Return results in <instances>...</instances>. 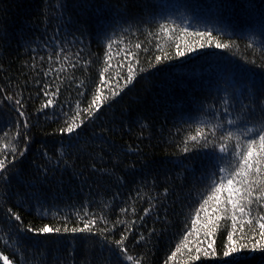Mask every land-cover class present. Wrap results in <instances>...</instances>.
<instances>
[{"label": "snow or ice", "instance_id": "6c2138e0", "mask_svg": "<svg viewBox=\"0 0 264 264\" xmlns=\"http://www.w3.org/2000/svg\"><path fill=\"white\" fill-rule=\"evenodd\" d=\"M190 7L194 15L186 16L181 9ZM209 7L216 10V17L201 16L197 12L200 6H190L184 0H175L173 3H161L158 14L149 11L137 18L136 31H141V25H154L158 34L176 35V30H179V33L194 38L192 42L182 38L177 41L174 55L166 52L155 56L153 68L164 72L167 69L163 65L173 59L191 57L193 53L206 49L231 50L238 43L233 40L222 42L219 38L220 35L230 34L224 26H218L224 4L213 0ZM62 8L63 5L58 4L55 9V19L61 21L59 25L53 26L49 17L45 16L46 25L52 27V33L46 40L35 48L32 47V41H25L30 57L26 67L34 73L30 79L39 88L38 94L42 93L46 98L38 111L53 109V115H56L58 110L57 119H63V125L58 129L62 137L58 150L52 155L45 150L42 153L43 162H36L31 173L25 174L21 168L31 143L28 131L33 127L25 108V96L22 90L10 91L8 87L0 86V123L8 128L3 137L7 138L8 132L15 130L11 138L14 143L10 146L0 145V190H3L5 197L9 193L21 197V206L31 203L41 218L51 217L59 220L60 224H43L38 228L24 226L21 215L12 207H7L5 217L9 223H15V229L0 236L3 245L12 246L14 252H19L21 236L30 233L37 238L33 247L40 250L42 257V249L46 244L59 243L55 237L72 236L85 241L100 237L97 243L101 255L97 264H115L103 256L105 249L115 255L117 261H133L125 242L134 231L136 220L129 224L117 219L109 228L106 217L89 211V205L94 189L104 181L122 186L136 183V176L139 175L137 198H140L144 188L155 189L158 184L162 187V192L147 198L148 206L139 216L141 224L149 215L154 217V222L167 224L168 202L180 199L179 194L185 188L197 183L207 184V190L200 194V200L197 201L198 208L191 222L192 230L186 232L181 245L169 259L175 260L176 253L183 247L187 255L184 264L199 261L201 256L211 258L212 264H264V57L259 61L245 59L240 66L222 61L210 62L207 71L211 79L197 81V85L207 92V97L191 98L196 115L185 113V102L168 110L174 125H180L176 128L177 135L184 133L177 158L173 162L174 168L182 170L183 174L174 172L169 176L165 173L164 181L161 182L159 172L140 159L142 150L139 144L133 147L115 142V137L131 136L137 128L136 139L141 142L146 139L144 131L149 126L133 116L131 111H122L118 117L102 119L100 93L94 94L85 108H80L77 102L79 111L72 112L71 105H67L68 110H65V104L59 99L62 94L60 84L68 81L71 88L79 79L76 73L87 71L94 61L85 41L63 26ZM176 12L179 15H175ZM248 14L250 25L241 36L247 40L246 47L253 51L259 47L264 53V9L256 11L249 8ZM131 27L129 25L126 28L122 24L105 26L101 31L105 46L111 49L117 39L122 42ZM135 47L140 48L141 45L137 43ZM125 58L128 59L126 78L123 81L116 80L119 90L108 88L113 98L120 96L135 79L131 66L133 62L138 63L135 54L127 52ZM53 65L60 67L54 68ZM255 68L260 69L258 77ZM107 70L104 69L105 72ZM61 75L64 80L53 87L52 79L59 80ZM101 83L106 85L108 81L102 77ZM16 87L21 88L20 85ZM75 88L78 96L85 95L84 81L75 84ZM151 91L152 86L145 89L146 94ZM27 99L31 100V96ZM118 171L124 174L117 175ZM85 191L88 197L80 207L67 201H63L61 206L64 193L79 194ZM119 195L112 194V199H118ZM128 211L126 207L120 208L121 213L126 214ZM132 213L135 215V208H132ZM73 215L76 221L72 220ZM98 221L105 226L97 228ZM221 221L226 224L230 221V225L223 234L226 239L217 252L214 237ZM120 224H123V229L118 233L119 238L109 239V235L116 233ZM237 232L240 234L237 235ZM155 233L156 228L153 227L149 236ZM190 237H194L192 247H188ZM145 239V235L140 233L136 242L139 244ZM0 261L12 264L9 256L3 252H0ZM25 264H35V260H25ZM134 264H140V260L134 261ZM164 264H168V261H164Z\"/></svg>", "mask_w": 264, "mask_h": 264}, {"label": "trees", "instance_id": "16d2710c", "mask_svg": "<svg viewBox=\"0 0 264 264\" xmlns=\"http://www.w3.org/2000/svg\"><path fill=\"white\" fill-rule=\"evenodd\" d=\"M173 2L175 0H0V86L8 87L10 91H23L25 108L29 114L30 123L33 124L28 131L31 137V143L28 145L29 151L21 164L25 174L34 171L36 162H43L42 153L45 150L50 155L58 150L62 139L58 133V129L63 125V119H57L59 111L56 110V115H53V109H47L45 112L38 111L46 98L42 93L38 94L39 88L30 79L34 73L26 67L30 57L25 47V41H32V47L35 48L38 43L51 35L52 27L46 25V15L53 26L61 23L55 19L57 15L55 9L58 4L63 5V26L85 41L91 53V59L94 61L87 71L76 73L79 79L75 81V84L84 81L86 88L84 96L77 95L75 84L71 88H69L68 81L60 84L62 94L59 99L65 104V110H68L67 105H71L72 112L79 111L77 102L80 108H85L92 96L100 93L102 119L118 117L122 111L128 110L142 123L149 126L144 131L146 139L143 142L136 139L139 131L137 128L131 136L115 137L116 144L133 147L139 144L142 150L140 159L147 161L152 169L159 172L161 182L164 181L165 173L169 176H172L174 172L183 174L182 170L174 168L173 162L177 158L178 147L184 138V133L177 135L176 128L180 125L178 123L174 125V121L168 115V110L185 102V113L196 115L195 105L191 102V98L207 97V92L197 85V81L211 79L207 71L210 62L222 61L226 64L240 66L245 59L259 61L264 57L259 47L255 51L246 47L247 40L241 36V33L246 32L250 25L249 8H254L256 11L264 9V0H217L224 4L219 14L220 25L218 26H224L226 32L230 33L220 35L219 38L222 42L233 40L238 43L231 50L206 49L200 53H193L191 57L173 59L170 63L163 65L167 71L161 72L152 67L155 64V56L166 52L174 55L177 41L182 38L187 42H192L194 38L179 33V30H176V35L158 34L154 25H141V31H136V20L149 11L158 14L161 11V3ZM184 2L190 6H200L197 12L201 16L214 18L217 15L216 10L209 7L213 0H184ZM181 11L186 16L194 15L191 7L181 9ZM175 15L179 13L176 12ZM121 24L126 28L132 25L130 33L122 42L117 39L112 43L111 49H108L101 35L102 29L105 26ZM189 27L191 29L192 26L189 25ZM82 32L83 35H81ZM137 43L141 45L140 48L135 47ZM127 52L134 53L138 61L131 65L135 79L120 96L113 98L108 88L119 90L116 80L123 81L126 78L128 59L125 56ZM37 67L39 68L40 65L37 64ZM53 67L60 66L53 65ZM44 68L47 70V65ZM105 68L108 69L107 72L104 71ZM254 71L258 77L260 69L255 68ZM102 77L108 81V84L101 83ZM60 80H64L63 75L59 77V80L52 79V86L55 87ZM25 84L27 86H24ZM17 85L21 88L17 89ZM148 86H152V91L146 94L145 89ZM65 89L68 90L65 91ZM28 96H31V100L27 99ZM183 127L187 128V125ZM5 131H8V128L0 123V145L9 144L10 146L14 143L11 138L15 130L9 131L7 138L3 137ZM123 174V172H117V175ZM139 181V175L136 176V183L122 186L104 181L93 191L89 211L105 216L109 221L107 225L109 228L111 223L117 219L129 224L132 220H136L134 231L130 233L125 242L129 255L134 258L133 261L126 259L122 262L117 261L116 256L106 249L103 256L106 259L110 258L115 264H134L136 260H140V264H164L166 260L168 264H184L187 255L183 247L180 252L176 253L175 260L169 257L181 245L186 232L192 230L191 222L198 208L197 201L200 200V194L207 190V184L197 183L193 187L185 188L179 194L180 199L169 201V222L167 224L154 222V217L151 215L145 217L141 224L139 216L143 215V209L148 206L147 198L162 192V187L158 184L155 189L144 188L140 193V198H137L136 189ZM96 192L99 194L97 195ZM115 193L120 195L118 199L113 200L112 194ZM87 197V191L79 194L66 192L60 203L63 206V201H67L80 207ZM7 207H12L21 215L24 226L31 225L38 228L43 224L55 226L60 224L59 220L51 217L41 218L31 203L21 206V197L11 193L5 197L3 190H0V236L15 229V223H9L5 217ZM122 207L128 208V213H121L120 208ZM132 208H135V215L132 213ZM200 215L203 217V212ZM76 219L73 215L72 220L76 221ZM229 225L230 221L228 224L224 221L220 222L214 237L217 242V252L220 251V246L226 239L223 234L229 229ZM104 226L98 221L97 228ZM153 227L156 228V233L149 236ZM122 229L123 224L118 225L116 233L110 234L109 239H118V233ZM140 233H143L146 239L137 244ZM239 234L237 232V235ZM36 239L30 233L23 234L19 252H14L12 246H5L0 241V252L8 255L12 264H25V260L33 259L35 264H97L101 255L97 243L100 237L88 241L72 236L55 237L54 239L59 240V243L46 244L42 249L44 252L42 257L40 250L33 247ZM193 239L194 237L189 238L188 247L193 246L191 243ZM0 264L3 262L0 261ZM189 264H212V262L211 258L201 256L199 261H189Z\"/></svg>", "mask_w": 264, "mask_h": 264}]
</instances>
